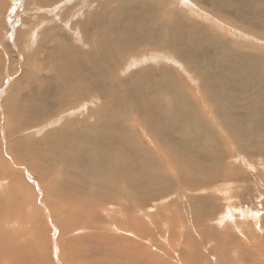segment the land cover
I'll list each match as a JSON object with an SVG mask.
<instances>
[{"label":"bare ground","instance_id":"1","mask_svg":"<svg viewBox=\"0 0 264 264\" xmlns=\"http://www.w3.org/2000/svg\"><path fill=\"white\" fill-rule=\"evenodd\" d=\"M36 1L48 4L45 14L38 13L40 19L37 22H44L48 30L51 26L62 25V20L64 27L70 22V14L66 17L68 11L62 12L67 2L53 6L52 0ZM111 1L118 6L113 8L112 4V8L94 10L89 20L87 18L81 24L79 21L78 26L74 24L80 46L76 45L77 36L69 37L68 43L59 38L55 46L45 52L44 62L35 61V77L31 81L28 78L30 82L19 89L20 98H11L10 104L5 101V105L10 106L4 107L6 133L13 138L6 142L5 150L11 154L15 165L24 164L35 171L42 184L45 181L47 185L49 178L54 179L56 185L51 181L54 185L50 187L51 191L63 189L66 206L63 217L56 207L61 201L55 198L49 204L51 217L59 224L63 235L74 233V230L78 232L76 229L84 228L86 222L87 226L91 222L100 225V210L105 212L106 207L128 213L118 200L121 196L136 200L140 208L136 207L135 212L142 215L151 203L154 206L155 202H149L147 195L157 185L155 182L143 184L155 177L149 160L156 154L162 162L163 156L168 159L169 169L181 180L175 191L182 190L184 195L197 193L198 185L211 184L209 188L219 189L221 186L217 185L216 178L220 175L242 178V173L234 166L224 167L228 154H235L239 159L255 156L258 161L264 155V57L216 46L220 33L213 43L203 27L193 25L196 22L204 27L206 24L213 26L204 16L192 15L194 20L190 15L182 14L193 9L200 15L210 14V18L219 21L214 29L222 24L227 31L233 29L239 33V40L264 48V31L261 30L264 19L254 23L256 26L248 24L256 36L244 31V22L252 14L250 10L256 15L264 12V0ZM204 1L207 6L202 3ZM86 2L81 0L71 15L88 6L89 1ZM164 4L166 11L161 9ZM213 4L217 6L216 11L212 10ZM56 8L59 9L57 16ZM114 14H119V18L110 17ZM223 17H230L243 30L225 22ZM23 34L27 36L25 46L32 48L37 44L34 49L37 53L43 49L41 39L36 40V30L28 29ZM53 34H49L51 39ZM181 77L195 81L197 92L186 90ZM196 108L198 115H188ZM130 110L132 115L128 113ZM73 112L76 114L72 115ZM128 118L133 120L132 124L127 122ZM42 126L54 127L42 131L40 137L36 134L40 135ZM141 126L148 136L145 144L134 134ZM2 175L0 183L4 181ZM214 180L216 184L212 185ZM161 182L164 190L171 188V180L166 174ZM228 190L230 200L229 186ZM138 191L140 195L136 193ZM226 195H222L228 212L224 219L234 223L239 217L234 207L229 209ZM186 198L192 207L189 220L201 210L205 211L201 219L207 217L210 213L207 209L214 205L210 200L203 204L205 200L199 195ZM10 200L2 201L0 210L4 207L12 209L15 199ZM182 209L186 211L185 207ZM85 212H93L94 216L85 219ZM116 215L108 217L109 224L116 231L135 235L138 230L130 224L119 223L120 216ZM142 221V230L149 231V223L146 219ZM75 223L79 226L75 227ZM145 235L142 234L143 240ZM29 244L32 247V242ZM20 246L30 257V247H24L23 242ZM146 256L144 250L135 258L144 264Z\"/></svg>","mask_w":264,"mask_h":264},{"label":"rangeland","instance_id":"2","mask_svg":"<svg viewBox=\"0 0 264 264\" xmlns=\"http://www.w3.org/2000/svg\"><path fill=\"white\" fill-rule=\"evenodd\" d=\"M86 1H89L88 3L86 2L88 6L82 9L83 12L79 11L76 15H71L72 10L75 6H79L81 0L50 1V3L56 4H53V6H58L60 3L67 2L62 8V10L64 9L62 12L66 13L68 11L66 17L70 14V22L64 27V21L62 20V25H59L60 27L51 26L48 30L46 25L43 24L44 22L40 24L37 23L39 21L38 19H40L38 13L45 14L48 9V4H41L42 2H35V0H0V168H2L1 170L3 171V175H0L4 177V181L0 183V207L3 204L2 201L15 199V204L13 205L14 209L4 207L0 210V229H3V232H0V236H2L0 240L3 241H1L2 247L5 249L1 251L3 255H0V264H28V262L29 264H140V261L136 260L137 258L135 257H138L139 253L144 250L147 252V256L145 257L146 262L144 264H264V155H261L263 159L262 162V159L258 161L255 156L250 159H239L237 156H234L235 154L233 156L228 154L224 162V167L234 166L236 170L242 173V178L230 179L229 177L220 175V177L218 176L216 178V181L217 185L221 186V189L209 188L211 184L198 185L197 193H187L184 195L182 190L175 191V188L179 187L177 182H181V180L169 169L170 164L168 159L163 156L162 162L156 154L149 160L155 177L148 179V181L143 184L149 185L151 182H155L157 185V188L151 190L147 195L149 202H155L154 206L151 203L145 210L151 218L145 214L146 212L143 215L140 214V212H135L136 207L140 208L136 200L121 196L118 200L125 209H127L128 213H121L116 207H106L105 209L107 210L105 212L104 210H100V212H102V214L100 213V225H98V223L93 225V222H91V225L87 226L86 222V225L83 226L84 228H81V226L78 227L79 225L75 223V227H78L76 229L78 232L74 230V233L76 232L78 235L76 233H70L72 235L65 233V235H63V232L60 231L61 228L58 226L59 224H56V221L51 217V205L49 204H51L55 198L61 201L60 205L56 204L57 210L60 211L59 215L61 214L60 217H63L66 211V206L63 204V189L57 188L56 191H51L50 189V187H54L53 183L56 185L54 179L49 178L46 180L47 185L45 181L42 184L36 172L27 167V165H20V163L15 165L12 162L10 157L11 154L9 155L5 150L6 142L13 141V138L8 137L6 133L5 103L8 102L10 104L11 98H20L22 93L20 94L19 91L23 85L28 84L32 77H35L33 74L35 61H37V63H39V61L44 62L45 59L43 57L45 52L48 49H52L59 38H62L64 42L68 43L70 42L69 37L77 36L78 41H76V45L80 46L79 36L74 28V24L77 25L79 21L81 24L82 21L87 18L89 20V16L94 10L112 8V4L113 8L118 6L117 3L111 0ZM164 1H166V3H172V0ZM202 3L206 6L208 4L206 1ZM44 4L47 8H45ZM166 8L167 6L164 4L161 9L166 11ZM58 10L57 8L55 9V13H57L56 15L54 13L55 16L58 15ZM212 10H217L215 4H213ZM190 11L192 13H188L187 10L182 12L183 16H185V13L194 19V17H196L195 15L198 14L197 16L199 18L204 16V19L208 20L211 25H219V21L210 18V14L209 16L207 13L200 15L199 12H196L194 9ZM250 13H252L251 16L244 22V24H246V29H244V31L256 36L254 31L249 29L248 24L256 26L254 23H258L259 19H264V12L257 13L256 15L254 11L250 10ZM80 14H82V17ZM110 17L117 19L119 18V14L110 15ZM223 20L234 27L242 29L240 25H237L230 17H223ZM193 25L203 27L210 34L213 43L220 33L219 42L216 46L233 48L254 57H264L263 47H257L250 43L247 44L246 41L239 40V33L234 32L233 29L227 31L226 27L222 24L219 26L220 28L216 29L208 24H206V27L196 22ZM28 29L36 30V40L41 39L43 49H41L39 53L34 51V49L37 48L36 40L34 42L36 45L32 47L33 49L31 45L25 46L27 36L23 34V31L25 32ZM46 29L49 32H47ZM261 30L264 31V27ZM50 32L54 33L53 39H51V35H49ZM74 32H76L75 35ZM225 32L230 33V35L225 34ZM184 78L185 77H181L180 79L186 90L197 92L198 86H196L195 81L187 78L185 80ZM118 86L120 87V85ZM11 91L12 93L9 94ZM128 113L132 115V110ZM75 114L76 112L72 113V115ZM61 115L64 116V114ZM188 115L191 117L193 115H198V108ZM128 119L127 122L132 124L133 120L131 118ZM138 124L140 125L141 123L138 122ZM54 126H42L40 135H36L41 137L47 129ZM134 134L141 141L144 140V144L147 142L145 137L148 136L144 132L143 126L134 131ZM228 159H232V161ZM164 174L171 180V188L168 190H164L161 182ZM235 180L238 182L233 183ZM216 181L214 180L211 182L212 185L216 184ZM61 183H63L62 178L59 180V184ZM224 186H227V191L224 189ZM228 186L231 188L230 200L228 197ZM200 189H209L208 191L211 192V196L208 191L204 192V190L201 192L199 191ZM237 189L239 190L235 191ZM136 193L138 195L141 194L139 191ZM226 193L229 209L231 207L233 209L234 207L233 210L236 209L235 212L239 217L236 220L237 222L233 221L234 223L227 222L224 219L225 214L227 216L228 212H226L227 207H225L226 205L223 203L224 200L222 199V195L225 197ZM67 194L66 192V195ZM197 195L202 196L205 200L203 204H207L208 200H210L215 206L213 205L207 209V212L210 213L207 217H204L205 219H201L202 214L205 212L201 210L199 213H195L193 219L189 220L192 207L189 205L190 203L186 197H197ZM221 206L222 208H220ZM183 207L186 208V211L182 209ZM108 208H110V210ZM92 213L90 212V217L89 212H85L87 217L85 219H91L92 216H94V213ZM8 214H10V216L7 219ZM110 215L114 217L115 215L120 216L119 223L126 225L130 224L129 226L131 228L134 227V230L138 231L135 235L116 231L113 226L109 224L108 217H110ZM220 217H223V219ZM142 219H146L149 223V231L147 229L142 230ZM216 219L220 222L216 221ZM237 224L239 226L238 230ZM146 225L145 223V226ZM142 234H146L144 240L142 239ZM8 236V240L5 239ZM20 242L21 245L23 242V246H28V248L30 247L29 243L32 242L31 249H28V253L30 252L29 255L31 254L30 257L26 252L21 250L22 246H20ZM70 242L72 244H69ZM135 249H137V251ZM25 250L26 248H24V251ZM27 257H29L28 260ZM31 257H33L35 261ZM3 261L4 263H2Z\"/></svg>","mask_w":264,"mask_h":264}]
</instances>
